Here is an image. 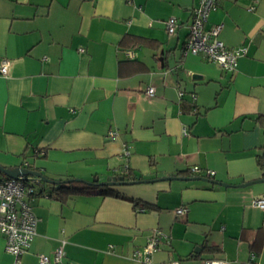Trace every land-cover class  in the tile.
<instances>
[{"label":"crops","instance_id":"obj_1","mask_svg":"<svg viewBox=\"0 0 264 264\" xmlns=\"http://www.w3.org/2000/svg\"><path fill=\"white\" fill-rule=\"evenodd\" d=\"M197 3L0 0V60H9L0 74V165L99 183L126 167L142 180L64 199L35 182L36 233L21 264L52 256L60 239L64 255L48 264H142L131 254L155 229L167 235L157 263L264 264V209L251 205L264 195V182H254L264 178V0H218L205 22L222 24L226 46L245 47L233 72L182 54ZM13 261L0 234V264Z\"/></svg>","mask_w":264,"mask_h":264},{"label":"built area","instance_id":"obj_2","mask_svg":"<svg viewBox=\"0 0 264 264\" xmlns=\"http://www.w3.org/2000/svg\"><path fill=\"white\" fill-rule=\"evenodd\" d=\"M218 0H198L196 7L193 9L191 21L188 24V31L182 46V54H192L200 56L206 61L215 63L225 72H233L237 65V60L245 53L244 46L228 47L218 37L222 24H214L205 27V22L210 12L216 9ZM252 3L249 9H254ZM165 30L171 35L175 32L178 23L173 16L168 17L165 21ZM9 68V60L2 58L0 60V74L6 75ZM146 95L154 94L153 87L146 89ZM183 95L178 91V96ZM194 96V95H193ZM182 133L187 134L185 127ZM114 132L109 136L114 137ZM127 170L122 168L120 174ZM191 171L198 173L200 168L193 166ZM206 174L212 175L213 171H206ZM38 178L23 177H0V234L4 238V249L14 257L13 264H21V256L28 249L32 238L36 233L37 217L33 211L31 200L34 196V183ZM251 205L264 209V195L253 198ZM186 206H179L175 209L177 214H185ZM167 239V235L159 229L148 237L142 248L135 249L131 254V259L141 262L142 264H179L178 260H168L157 263L152 256L157 251L160 243ZM65 244L64 239L59 240V244L54 249L52 256L45 254L38 255L39 264H48L50 261L60 262L63 255ZM253 257V254L250 256ZM203 264H227V261L221 258H210L203 261Z\"/></svg>","mask_w":264,"mask_h":264},{"label":"trees","instance_id":"obj_3","mask_svg":"<svg viewBox=\"0 0 264 264\" xmlns=\"http://www.w3.org/2000/svg\"><path fill=\"white\" fill-rule=\"evenodd\" d=\"M138 45V40L134 41L132 44V47H135ZM257 163L259 165V167L262 169V176L264 177V152L261 155H258L257 157ZM26 168L29 169H34L31 166H25ZM0 174L2 175L1 177H4V174L2 172H0ZM177 174H186L188 175L189 172L188 171H180L177 172ZM120 176L123 177L124 181H132V180H137L135 178H131L130 177V172L127 169L125 172H123ZM115 179L117 180L118 176H114ZM38 182H40V180L38 179ZM92 184H88L85 182H78V181H72V182H67V181H55L54 183H48V186L50 187V192L54 193V195L58 198V199H64L65 197H67L68 195L71 194H90V193H95V192H101V193H112L110 188L108 187V185H104L101 184L97 181V179L94 177L92 179ZM36 193V190L34 191V194ZM116 194V193H114ZM117 195V194H116ZM131 201L135 202L134 204L137 205L138 201L131 199ZM143 208L147 209V208H154V206L152 205H148V204H143Z\"/></svg>","mask_w":264,"mask_h":264},{"label":"water","instance_id":"obj_4","mask_svg":"<svg viewBox=\"0 0 264 264\" xmlns=\"http://www.w3.org/2000/svg\"><path fill=\"white\" fill-rule=\"evenodd\" d=\"M0 172H2L4 174V176L6 177H12V178H19V177H23L25 179L28 178H38L39 180H41L42 182L45 183H54L55 181L46 177L45 175H43L42 173H40L37 170H33V169H29L26 167H3L0 165ZM186 179L184 177H177V176H168L165 177L163 179ZM194 179H202V180H206V181H210L213 183H217L220 185H224L227 186V183H223V182H216L214 180L211 179H207V178H202V177H194ZM67 182H72V181H78V182H85L88 184H92V182L89 181H85V180H81L78 178H72V179H68L65 180ZM137 182H142V180H132V181H124L122 176H119L118 179L116 180L115 177H108L106 179V181L102 182L101 184L104 185H120V184H132V183H137ZM254 182H264V178L255 180ZM252 182H247V183H243V184H239L238 186H245L248 185Z\"/></svg>","mask_w":264,"mask_h":264}]
</instances>
